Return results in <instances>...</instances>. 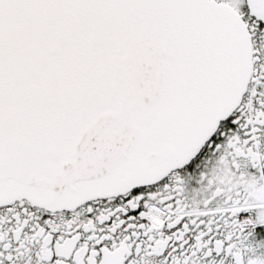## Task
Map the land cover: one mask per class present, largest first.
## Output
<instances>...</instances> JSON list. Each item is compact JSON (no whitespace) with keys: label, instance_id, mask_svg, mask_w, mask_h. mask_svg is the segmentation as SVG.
Masks as SVG:
<instances>
[{"label":"snow or ice","instance_id":"snow-or-ice-1","mask_svg":"<svg viewBox=\"0 0 264 264\" xmlns=\"http://www.w3.org/2000/svg\"><path fill=\"white\" fill-rule=\"evenodd\" d=\"M0 264H264V0H0Z\"/></svg>","mask_w":264,"mask_h":264}]
</instances>
